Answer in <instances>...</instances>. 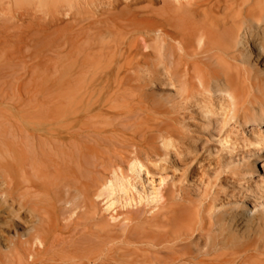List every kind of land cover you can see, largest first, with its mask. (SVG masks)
I'll return each instance as SVG.
<instances>
[{
  "label": "rangeland",
  "instance_id": "obj_1",
  "mask_svg": "<svg viewBox=\"0 0 264 264\" xmlns=\"http://www.w3.org/2000/svg\"><path fill=\"white\" fill-rule=\"evenodd\" d=\"M38 1L39 0H0V142L2 140L1 138L3 133L7 132L9 134L13 133L24 136L26 135V132L28 133L27 135L32 134L30 130L33 129V134L37 133L36 130H38L37 134H41L48 138L50 142L59 141L61 144H69V142H73L77 136L81 137L82 135V137H84L87 135L90 139V142H87V144L96 150V160L99 165L103 163L100 166L104 167L102 169L97 165L95 167L96 170H90V177L94 180L96 187L99 186H97L98 183L102 184V180H104L98 177L99 173L102 175L101 178H103L104 175L106 182H103V187L100 184L98 191L95 190L96 193L93 191L91 195L89 194L87 196L84 202L82 201V203L79 202V204H73L70 202H63L59 203L55 207H52L53 209L51 208L52 230H50L48 241L45 246H40V244L37 243H35L36 245H19V240H25L31 230L23 228L24 225L28 226V224L24 222L22 217H19L9 210H7L6 213L3 211V215L0 218V264H36L37 262V264H145L142 260L144 256H150L151 258L154 256H163L168 253L170 251V247L174 245L173 243L152 245L153 243L149 244L148 242H138L134 239V234L138 231L157 237H162L166 231H170L166 230L167 227L163 228L164 219L166 220V218H163L162 215H166L165 217H167L168 213L169 215H173L176 211L177 213L178 211L181 213L182 209L185 213V210L188 209L187 207L190 208L188 211L186 210V213L189 212L188 216L192 215L198 217L200 220H202L203 217H206L208 212L213 215L226 214L229 216L235 212L242 215V211L228 204L236 199H233V194H238L237 191L240 188L239 184L242 182V179L240 177H236L238 176L237 173L234 174V177L233 174H231L232 169L227 167V157L229 156L225 150V143L229 147L234 148L233 156L236 163L240 162V159L245 155V151H249L250 149L254 150V147L251 146L250 148L243 149L242 141L237 140L236 138L239 136L236 134L238 132L237 128L239 125L236 120H230L234 112V106L231 107L230 112L226 116L227 118L222 116V118L224 117L222 119L221 117L219 118L218 115V118H214V115L212 116V120L214 121L219 120L222 122L221 120L225 119L226 122L223 121V123H221V127L225 128L226 125L228 126L230 124L228 127L226 126V130L224 128L221 129L222 133L219 135L221 131L217 132L216 128L210 126L208 127L210 129L209 131L208 128H206L208 119L203 116L202 107L204 106L203 102L209 105L210 103L205 101L203 96H200L198 99L186 100L180 94L179 84H174L175 88H172L173 85H168L161 80L153 79L152 75L155 70L154 66L156 59L150 58L146 60L143 57V59H141V57L140 59L136 57L138 58L136 62L134 60L136 59L134 58V39L136 35L130 36L128 38L130 41L127 39L124 40V45H122L123 47L121 46L122 48L119 53L112 52L101 54L97 52V54L90 56L89 60L86 56L91 55L89 54L90 50L86 47L81 48L79 46L80 48H78V46H76L78 50L80 49V52L83 50L85 51L82 52L84 57L81 56L82 58H86L83 59V61L80 57L81 54H79V56H74L77 55V53L74 54L73 50L78 52L77 49H74V46L76 45L75 42L72 52L68 51L69 54L67 53V49H69L67 44L68 31L66 32L65 30L67 29L66 20H68L69 15V8L67 7L70 4V0H68V2L66 1V3L64 0H50L46 3L43 2V0H40L43 3ZM76 1L77 3L75 4L74 2ZM79 1L80 0H71L74 6L73 10H76L77 12L79 11V14H84H81L82 19L84 18L92 23L96 22V18L99 16L100 11L98 12L94 9L98 8L93 4H90L91 6H89L85 3V0H81L82 3L78 5ZM52 3L54 4V8L51 6ZM62 3L65 8L62 7ZM59 5H61L60 8H57ZM80 5L81 11L76 8L77 6L80 8ZM82 5H85L84 8H82ZM50 6L52 8H50ZM86 6L91 8H89V11H92L87 12V8L85 9ZM65 9L68 13L64 11ZM54 11H56V14L58 13V15H56ZM96 14L98 16L93 18ZM53 17H56L55 20H51ZM76 18L78 20L80 17L77 15ZM91 19L94 20L91 21ZM77 22H75V24L73 23L74 28H76ZM64 31L66 32V35ZM64 46L66 48H64ZM125 47L128 48L126 49ZM254 51L255 50H252L251 47H248L246 51L250 57V61H252L250 62L251 66L255 69V71L264 75V62L261 60L262 57L260 58L257 52ZM72 53L73 55H71ZM94 56L97 58H94ZM67 57L69 59V63L67 61ZM73 57H78V61H75L76 58ZM98 57L101 59H98ZM117 57H119V62L115 61V58L117 60ZM97 59L99 61H97ZM82 63L84 65H82L83 68L81 66ZM130 63H132V65ZM86 64L88 65L85 66ZM68 65L71 66L69 67ZM66 67L72 68L69 70ZM145 67H147V69ZM83 70L85 74H82ZM148 70L149 73H147ZM64 71L66 72L64 73ZM120 106L121 108H119ZM37 107L38 110L40 109V112L37 111L36 114ZM211 107L214 108V106ZM31 108L35 109L31 110ZM41 108L43 109L41 110ZM28 110L31 111L29 112ZM127 121H129V123ZM119 123H121V125ZM24 124L26 126H24ZM221 124L218 125V128H221ZM4 125L6 126L5 128L2 127ZM89 125L92 127H102L104 131L98 127L97 128L99 130L94 127L93 129ZM31 127L33 129H31ZM75 127L77 129H75ZM44 128L47 130H43ZM80 128L84 131H80ZM56 129L59 130L57 131ZM60 130L61 133L58 134ZM73 130H78L79 133L77 132L74 134L76 131ZM235 130L237 131L236 133ZM46 131L49 133L48 136H45V134H47ZM227 131L232 133L234 132L235 134L230 133V135H232L230 136ZM69 132L72 134H69ZM223 132L227 135L223 134ZM56 133L58 135H56ZM225 136H227L229 141H227L228 139L226 140ZM113 137L116 142L113 140ZM170 137L171 139L173 137L176 139L175 140L173 138L174 140H172L178 142L176 143L177 145H175L174 142L172 143ZM167 138L169 143L171 142L169 147L171 146L174 149L173 151L170 147L174 163L173 161H170L172 162L170 163L165 160L164 143ZM195 139L198 142L195 141ZM218 139L220 140L218 141ZM223 139L226 141L224 142ZM238 139H240V137H238ZM221 141L224 142L225 146L221 144ZM239 142H241V145ZM173 145L177 146V149L174 148ZM0 146H2V143H0ZM162 147H164V149ZM112 148L115 149L113 150ZM182 148H185L183 149L184 151L192 150L189 151L192 152V154L194 152V148H196L193 155H196L195 157L198 156L199 159L202 158L203 160L200 161L198 158L195 159L191 154L192 160L189 161V164L188 161H184V157L178 153L181 152V150L177 151ZM107 152L112 160L107 157ZM255 152L257 153L258 150L252 151L251 155ZM259 153L264 155V150H261ZM105 154L106 157H104ZM236 154L239 155L236 156ZM98 157L103 160H100L101 163L98 160ZM147 157L149 159H146ZM177 159L183 161H181L182 165ZM105 160L112 163L114 162L116 165L113 163V165L110 164L109 166V163L106 161L108 163L107 165ZM135 160L138 162V164L136 162L135 163L137 164V171L139 173L137 171H135L136 173H133V169L130 171L131 168H133L131 165ZM169 163L173 164V167H171L172 165H169ZM104 164L109 166L111 169L103 166ZM257 164L259 169H261V172L256 174V178L258 179L260 174H264V169L262 167L263 164L261 160H258ZM139 165L140 167L143 165L141 171L138 168ZM168 165L169 168H167ZM176 165L179 166L177 167ZM221 165L223 167H220ZM243 165L244 162L241 161L240 167ZM180 167H187L184 169L186 172ZM189 167H191V169ZM105 168H107V170H105ZM232 168L234 169L235 167ZM188 171H192V176ZM229 174L231 175L229 176ZM116 175L120 178L118 179ZM96 179L101 181L97 182L98 180L95 181ZM117 179H121L122 183L124 181L123 186L125 188L123 187V189H121L119 187L121 191H119L120 189L117 186L119 185ZM235 179L239 181L237 182ZM108 180L109 184H116V186L113 184L115 187L112 186V190L114 189L113 191L108 190ZM234 180L236 182H234ZM115 181L117 183H115ZM104 183H106V185ZM103 188H105V191ZM122 190L124 191L122 192ZM231 190L233 192H231ZM182 192H185L186 194H183ZM99 193L103 195L98 196ZM161 193L164 194V197L159 200ZM3 197L4 196H1L0 194V201L3 200ZM178 198L182 201L180 202ZM180 203H182L181 208L178 206ZM218 203L219 205H217ZM84 204L88 206V208ZM90 204L93 205V207ZM170 204H174V206L177 204L176 208ZM182 205L183 207L185 205V207L183 208ZM247 205L248 210L245 214L248 216H253L256 212V214L262 213L264 208V199L259 200V204L256 208H254V203L250 200L247 201ZM163 206L165 209L167 206V209L164 210ZM169 206L173 207V211L168 209ZM84 207H86V209ZM197 208L198 210H196ZM90 209H94L93 212L95 214ZM250 209H253V212ZM174 210L176 211L174 212ZM82 212H84L85 215ZM88 212L92 213V216ZM86 213L89 214V216ZM241 215H239V217H241L243 223L246 224L247 222L245 221V218ZM143 219L145 221H143ZM257 221L258 220H255V222ZM96 223L97 225H99V223H103V226L101 224L98 227L95 225ZM155 223L160 227L155 226ZM94 225L96 227H94ZM140 227L148 229L153 227V229L156 230H135ZM229 231L232 234L239 236V239L242 240L239 243L246 240L244 239V236L249 232L241 227L239 230ZM222 237L223 235L220 234L219 230L215 228L213 231L211 230L209 236L210 244L202 253L198 254L196 258H193V262L199 261L203 256H205L206 261L212 260V258H214L213 250L220 247L219 240ZM93 238L95 240V251L93 254L87 255L86 257L84 256L85 254L78 249V246ZM38 246L42 249L39 253L36 252V248ZM167 246L170 247L167 248ZM154 247L158 248L155 249ZM122 249L125 250L123 251ZM144 250H147L150 254ZM207 250H210L209 254H207ZM208 256L209 258H212L209 259ZM202 259L203 258H201V260ZM180 263L191 264L189 261L184 262V260Z\"/></svg>",
  "mask_w": 264,
  "mask_h": 264
},
{
  "label": "bare ground",
  "instance_id": "obj_2",
  "mask_svg": "<svg viewBox=\"0 0 264 264\" xmlns=\"http://www.w3.org/2000/svg\"><path fill=\"white\" fill-rule=\"evenodd\" d=\"M48 1L50 0H46V1L43 0V2L45 3ZM64 1L65 3L66 1L68 2V0H64ZM74 3L76 4L77 1ZM80 3H82L81 0L79 1L78 5ZM85 3L88 4L89 6H91L90 4H93L94 6H96L98 9L95 8L94 10H97L98 12L100 11L99 16L97 15L98 12L96 15H94L93 18H95V16H98L96 18V22L94 23L87 21L84 18L82 19V16H81L82 13L80 12L81 14H79V11L77 12L76 10H73L74 6L70 0V4L67 7L69 8L68 20H66L68 30L67 29L65 30L66 32L68 31L67 32L68 33L67 44H68L69 49H67V53L68 51L72 52L74 42L76 43V45L74 46V49H77L76 46H78V48L86 47L88 50H90V52H92V53L89 52V54L91 55L88 54L89 56H86L88 60L90 56H92L93 54H97V52L101 54L112 53V52L119 53L120 49L123 47L122 45H124V42H125L124 40L127 39L128 41H130V39L128 38L130 36L136 35L134 39V46H135L134 58L138 57L140 59L141 57V59L144 58L146 60L150 58L156 59V63L154 66L155 70L153 71L154 73L152 75L153 79H158L164 82L165 84L173 85L172 88L174 87V84L176 85L179 84L180 94L186 100L198 99L200 96L201 97L203 96V99L205 101L209 102L211 106H214L213 108L209 104L202 101L204 104V106L202 107V114L206 119H208L207 127L206 125L205 127L208 128L212 126L213 128H216L217 132L218 131L220 132L221 129L224 128V127L223 128L221 127L222 126L221 123H223V121L226 122V120L224 119V120H221L222 122H220L219 120L214 121L212 120V118L213 117L218 118V116L219 118L220 117L222 118V116H225V118H227L226 116L230 112L231 107L234 106V112H233L232 117L230 116L231 117L230 120L231 121L236 120L237 124L239 125V126L237 125L238 132L235 130V133L237 132L236 134L239 135V136L236 135L237 136L236 138L237 140L242 141L243 149L250 148L251 146L254 147V150L250 149L249 151L248 150L245 151V155L240 159V162L241 161L244 162V165L240 167V162L236 163L234 156H233L234 148L229 147L225 143L226 145L225 150L227 151V154L229 156L227 157V167L229 169L230 168L232 169L231 174H233L234 177H235L234 174L237 173L238 176L236 177H240L242 179V182H240L239 184L240 188L237 191L238 194L235 195L232 193L234 196V197L232 196L233 199L234 198L236 199L234 201L229 202L228 204L242 211L243 212L242 215L236 213L235 211H234L235 213H232L229 216L226 214L213 215L210 212H208L206 217H203L204 219L202 218V220H200L198 217H195L192 215L188 216L189 212L186 213V210L188 211V209H190L189 207H187L188 209L185 208L186 209L185 213L183 209L181 213H179V211L177 213L176 211L177 209H176L174 210V212L176 211L175 212L176 214L175 213L173 214L172 212H170L173 215H169V213L167 214V217H165L166 215H162L163 218H166V220L164 219L163 228L167 227L166 230H170V231L165 230L166 233H164L162 237L151 236L147 233L138 231L134 234V239L138 242H148L149 244L153 243L152 245L154 244L162 245L165 243H173L174 245L172 247L167 246V248L170 247V251L169 252L166 251L168 253L165 252L166 254L164 253L165 255L163 256H154L153 258H151L150 256H146V257L144 256L142 258L143 262L145 264H181L180 262L184 260V262L189 261L191 264H264V208H263L262 213L256 214L257 213L256 212L253 216H248L247 214H245V212L248 210V205H247L248 200L253 202L254 208H256L259 204V200L264 199V174H260L259 178L258 179L256 178V174L261 172V169H259V166L257 164L258 160H261L263 164L262 167L264 169V155L259 153L261 150H264V75H262L261 73L253 69L250 63L252 61H250V57L248 53L246 52L248 47H251L252 50L254 49L257 52L260 58L262 57L261 60L262 62H264V0H85ZM53 5L54 4L52 3L51 6L53 7ZM51 6L50 8H52ZM60 6L61 5H59V7L57 8H60ZM82 6H83L82 8H84L85 5H82ZM87 6L85 7V9L87 8L88 10L87 12H91L92 10L89 11L91 8ZM62 7L65 8V6H63V3H62ZM76 8L77 10H80L81 5H80V8L79 6H77ZM66 9L64 10L65 12L67 11ZM54 12L56 14V11ZM56 15H58V13ZM77 15L78 17H80L78 20L76 18ZM55 18L53 17V19L51 20H55ZM92 20L94 19H91V21ZM74 21L77 22L76 28H74V24H75ZM65 31L64 33L66 35ZM64 48L66 47L64 46ZM77 51L78 52L73 50L74 54L77 53V55H74V56H79V54H81L80 57L81 56L84 57V55L82 54V52H85L84 50L83 51L81 50L82 52H80V49L79 50L77 49ZM73 53L71 55H73ZM96 56H94V58ZM68 57H67V61L69 60ZM82 57H81L82 60L86 59ZM73 58H76V57H73ZM118 58L119 57H117V60L115 58V61H118L119 60ZM138 58L134 59L135 62ZM98 59H101V58L98 57ZM98 59L97 61H99ZM75 61H78V57L76 58ZM132 63L130 64L132 65ZM82 65L83 63L81 64V66ZM87 65L88 64H86L85 66ZM69 67H66V68L71 70L72 67L71 68ZM145 68L147 69V67ZM65 72L66 71H64V73ZM83 72L82 74H85V72L84 73ZM147 73H149V70ZM119 108H121V106ZM34 109L31 108V110H34ZM42 109L43 108H41V110ZM31 110H28V111L30 112ZM39 110L37 107L36 114H37V111ZM127 122L129 123V121ZM79 124H80V121H79ZM119 124L121 125V123ZM219 124H221L220 125L221 128H218ZM24 126L26 125L24 124ZM226 126L224 128L225 130H226ZM2 127L5 128L6 126L4 125ZM76 127L75 129L78 128ZM90 127L93 128L94 126L93 127L90 126ZM97 127L99 129H102V127H99V126ZM97 127H94V128L98 129ZM164 127H167V126H164ZM31 129L33 128L31 127ZM45 129L46 128H44L43 130ZM33 130H30L32 134L27 135L28 133L26 132V135L24 136H20V135L13 134V133L9 134L7 132L3 133L2 135V138H1L2 140L0 142L2 143V146H0V194L1 196H4V197L2 198L3 200L0 201V218L3 215V211L6 213L7 210H9L10 212L15 213L19 217H22L24 222L28 224V226L24 225L23 228H26L27 230H31V232L28 233L27 238L25 240H22V239L19 240L18 242L19 245L37 243V244H40V246L41 245L45 246L48 241L50 230H52L51 208L63 202L79 204V202L80 203H82V201L84 202L87 196L89 194L91 195L93 191L94 193H96L95 190L98 191L99 189L98 187H100L101 183L100 184L98 183L97 186L98 185L99 186L96 187V184L94 183V180L92 179V177H90L89 173H90V170L92 171V169H95L97 165L100 166L103 163L99 165L98 161L96 160L97 159L95 155L96 150L92 146L87 144V142H90V139L88 138L87 135L84 137H82V135L81 137L77 136L75 140L71 143L69 142V144H64V143L61 144V142L59 141L50 142L48 138L44 137L41 134H37L38 130L36 129L35 130L37 131V133L33 134ZM56 130L58 131L59 129H56ZM208 130L210 131L209 128ZM73 131H76L74 132V134L78 132V130H73ZM80 131L83 132L84 130H81L80 128ZM85 132H86V129H85ZM227 132H229V135L230 133H232L230 131H227ZM46 133L47 134L45 133L43 134H45V136H48L49 133L47 131ZM59 133H61V130L60 132H58V134ZM221 133L222 131L219 133V135ZM235 133L233 132L232 134H235ZM58 134L56 133V135ZM69 134H72V133L69 132ZM223 134L225 133L223 132ZM225 137L227 140L228 139L227 136ZM238 137H240V139H238ZM163 139H166V138H163ZM172 139L170 137V140ZM113 140L115 141V138ZM173 140H172V143L174 142V144L177 145L176 143L178 142H175ZM219 140L220 139H218V141ZM226 140L223 139L224 142ZM195 141L197 140L195 139ZM227 141H229V139ZM224 142L221 143L223 146H225ZM170 143H169L168 138L166 142L164 143L165 160L169 162L173 161L172 152H171V149H173V147L170 146L171 147L170 149L169 147ZM239 143L241 145V142ZM110 147H113V146H110ZM176 147L177 146H174V148ZM162 148L164 149V147ZM112 149L114 150L115 148H112ZM183 149L185 148L179 149L177 151L181 150V152H178V153L182 157H184V161L187 160L189 163V161L192 160L191 156L194 154L196 148H194L193 154L192 152H189L192 150L184 151ZM103 150H106V149H103ZM255 150H258V152L257 153L255 152L253 155H251V152ZM174 154L177 156L175 152ZM107 155H108L107 157L111 159L108 152H107ZM237 155L239 154H236V156ZM195 156H194L195 159L198 158V156L197 157ZM104 157H106V154ZM146 159H149V158L147 157ZM180 159H183V158H180ZM98 160L103 161L101 158L99 159V157H98ZM137 160L134 161V163L132 164L133 166L130 164L131 167H133L131 168L130 171H132L133 169L134 171L133 173H136L135 171H137V164H138ZM199 160L202 161L203 159L201 158ZM106 161L107 160H105V162ZM178 161L181 164L182 160L181 161L178 160ZM107 162L106 164L108 165L109 163V166L110 164L113 165L114 163V162L113 163L112 162L107 163ZM170 163L169 165H172L171 167H173V164H170ZM106 164H104L103 166H106L109 168V166H107ZM140 165L138 166V168L141 171V168H143L142 167L143 165L141 167ZM169 165L167 166V168H169ZM191 166L193 167L192 164ZM183 167H180V168H183ZM220 167H223V166L221 165ZM232 167H235V168L233 169ZM100 168L103 169L104 167L100 166ZM186 168L187 167L183 168L182 170ZM189 168L191 169V167ZM105 170H107V168H105ZM184 171L186 172V170ZM191 172L189 173L191 174ZM231 174H229V176ZM98 177H100V179H104L102 180V184L103 182H106L104 175H103V178H101L102 175L99 173ZM234 177H231V178H234ZM119 178L120 177H118V179ZM118 179H117V182L119 185L117 186L118 188L120 187L121 189H123L124 181L122 183L121 182L122 178L120 180ZM235 180L234 182L237 181ZM95 181L100 182L101 180L99 181V179H96ZM117 182L115 181V183ZM102 184L101 186L103 187L104 185ZM104 184L106 185V183ZM113 184L112 185L109 184V180H108L107 185H109V188L108 186L107 188L109 191L114 190V189L112 190V188L115 187L116 184H114L115 186H113ZM105 188H103L104 191H105ZM121 189L119 191H121ZM123 191L124 190H122V192ZM231 192L233 191L231 190ZM183 194H186V193L184 192ZM99 195H103V194L99 193L98 196ZM163 197H164V194L161 193L159 196V200L163 199ZM181 201L182 200H180V202ZM174 204L171 206H174ZM181 204L182 203L178 205L180 206V208H181ZM176 205L174 206L175 208H176ZM217 205H219V203ZM91 206L93 207V205ZM171 206H169L170 208L168 207V209L173 211L172 210L173 207ZM86 207L88 208V206ZM86 207L84 208L86 209ZM166 209H167V206H166ZM166 209L164 207V210ZM196 210H198V208ZM250 210L253 212V209H250ZM89 214H91L92 216V213H89ZM89 214L87 215L89 216ZM94 214H93V217H94ZM239 215L245 218V221L247 222L246 224L243 223ZM255 220H258V221L255 222ZM143 221L145 220L143 219ZM101 224L103 226V223ZM101 224L99 223V225H97L96 223L95 225L99 227ZM135 224H138V223H135ZM95 225L94 227H96ZM155 226L160 227L157 224ZM153 227L149 229L145 227H140L139 229H135V230H156V229H153ZM240 227L244 230L249 231L244 236V239L246 240L242 243H239L240 241H242L239 239V236H236L229 231V230H239ZM214 228L219 230L220 234L223 235V237L220 238L219 240L220 247L219 248L217 247L216 250H213L214 258L210 256L212 260L206 261L205 256H203L201 257L203 258L202 260L200 258L199 261L193 262V258H196L197 255L202 253L210 244L209 243L210 231L211 230L213 231ZM94 247H95V240L93 238L79 245L78 249H80L81 252L85 254L84 256L87 257V255L94 253L95 251ZM36 250H37L36 251L37 253L42 251V249L39 246L36 248ZM122 250L124 251L125 249H122ZM144 251H141V252H144ZM209 252L210 250H207V254H209ZM155 254H158V253H155Z\"/></svg>",
  "mask_w": 264,
  "mask_h": 264
}]
</instances>
